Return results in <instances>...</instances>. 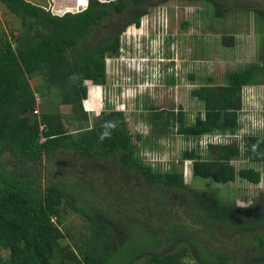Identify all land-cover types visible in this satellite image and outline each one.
<instances>
[{
  "label": "trees",
  "instance_id": "16d2710c",
  "mask_svg": "<svg viewBox=\"0 0 264 264\" xmlns=\"http://www.w3.org/2000/svg\"><path fill=\"white\" fill-rule=\"evenodd\" d=\"M169 1L87 0L59 15L0 0L20 22L17 32L0 29V264H264V192L239 206L203 185L264 178V134L234 136L243 89L264 85V46L220 84L198 77L193 122L182 110L150 116L156 134L174 131L195 144L179 163L205 180H195L199 187L175 165L145 162L122 110L106 105L91 119L84 106L91 86L105 87L106 60L121 55L126 29ZM177 1L199 2L214 20L246 11L264 28V0ZM221 31V45L232 47L233 30ZM218 135L228 137L212 142ZM240 159L248 166L237 169ZM50 163L69 179L62 171L51 178ZM67 208L84 223L72 245Z\"/></svg>",
  "mask_w": 264,
  "mask_h": 264
},
{
  "label": "rangeland",
  "instance_id": "374dc122",
  "mask_svg": "<svg viewBox=\"0 0 264 264\" xmlns=\"http://www.w3.org/2000/svg\"><path fill=\"white\" fill-rule=\"evenodd\" d=\"M27 1L59 15L77 12L87 3V0ZM9 26L17 32L20 22L0 4V29L8 34ZM221 30L228 33L233 30L235 41L232 47L221 45ZM122 40L121 55L106 60L108 80L105 87H90L85 108L91 119L106 105L122 110L145 162L159 164L163 169L175 165L177 170H183L185 183L199 187L198 182L205 180L195 178L196 182L188 167H181L179 163L180 154L195 144L174 131L167 135L156 134L150 116L162 110L169 114L182 110L186 124L193 122L201 111V105L189 95L193 83L198 82V77L212 75L220 84L227 72L256 62L264 46V28L246 11L214 20L199 2L179 3L176 0L152 7L140 20L139 28L128 27ZM37 83V80L31 82L32 86ZM242 100L239 128L234 136L240 139L243 135L264 134V85L244 88ZM59 109L65 110L63 106ZM37 110L39 113V108ZM220 137L227 139L228 136L218 135L212 142L221 140ZM206 139L202 140L201 149L205 148ZM233 164L237 169L248 166L242 159ZM63 170L61 165L52 168V163L47 168L51 178L54 173L62 171L67 175L65 179H69V174ZM203 185L223 197L235 199L239 206H247L250 198L264 192V178L258 185L241 182ZM65 212L63 226L69 234L65 242L72 245L79 232L84 230V223L69 208Z\"/></svg>",
  "mask_w": 264,
  "mask_h": 264
},
{
  "label": "clouds",
  "instance_id": "9594fccd",
  "mask_svg": "<svg viewBox=\"0 0 264 264\" xmlns=\"http://www.w3.org/2000/svg\"><path fill=\"white\" fill-rule=\"evenodd\" d=\"M86 4H87V3H86ZM86 4H85V5H86ZM85 5H84V6H85ZM107 127H109V128H114V127H115V125H114V124H111V123H109V124L107 125ZM107 135H109V133H108V132H105V133H104V136H107ZM101 138H103V136H102Z\"/></svg>",
  "mask_w": 264,
  "mask_h": 264
}]
</instances>
